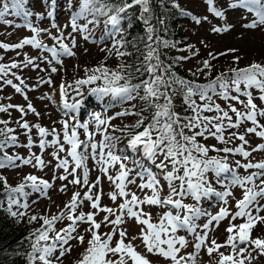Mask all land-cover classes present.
<instances>
[{"label":"snow or ice","instance_id":"6c2138e0","mask_svg":"<svg viewBox=\"0 0 264 264\" xmlns=\"http://www.w3.org/2000/svg\"><path fill=\"white\" fill-rule=\"evenodd\" d=\"M65 2L71 16L69 24H65L63 28L70 26L72 33H88L90 31L88 25H99L100 18L103 17L106 35L112 37L125 31L122 22L126 21L131 27L134 13L130 14V10L138 7L140 12L138 18L145 25L144 47L146 52L142 54L143 60L134 70L140 75L146 73L147 78L133 83L131 65L121 64L116 69H109L102 62L91 69L86 67L83 70L85 73L83 77L74 79L70 85L64 82L58 86L64 116L69 117L70 113L81 112L87 93L93 94L98 101L102 102L106 97L110 98L107 101L108 106H112V101L131 102L139 98L143 102V107L137 110L135 104H130L129 108L117 112L115 117L110 116L106 119L102 118L98 112L91 113L89 118L83 121L75 115H72L70 120L63 119L60 121L63 143L60 133L55 128L49 130L39 123L30 125L27 120L23 119L17 121L19 127L27 133H31L33 128L38 130L41 152L50 146L56 149L51 153V156L58 161L53 165V182L55 180L68 181L69 184L77 185L80 189L85 187L87 189L83 191V194L79 190L74 192L70 201L58 214L28 216L26 211H21V209L29 208L27 198L32 193L37 194V200L41 196L47 197L48 192L54 188V183L34 174H28L23 177L21 183L11 186L7 177L0 174V182L3 184L5 193V198L0 199V211H6L18 223L25 217L29 223L42 221L41 226L34 229L29 236L31 251L27 254L28 264H37V262L39 264H63L62 258L73 250L70 242L75 239L83 245L85 243L84 233L90 235V239L87 240V247L81 253L80 259L75 260L73 264H151L147 256L138 252L133 245L132 240L137 237L134 236L132 240H127V229L122 227L126 223V217L135 218L138 224L143 225L139 236L146 252L159 255L168 260L170 264H197V256L202 249L208 256L217 253L218 259L215 264H245V261L251 264V260L254 259L252 253L257 250L259 255L264 256V233L261 237L252 236L254 230L264 225V216L260 215V212L264 211V204L261 203L264 200V160L255 163L248 160L247 163H242L237 159L232 163L229 162L230 154H240L247 158L253 152L264 151V142L252 146L246 139L249 134H254L264 141V64L252 62L243 68L233 67L227 72L219 73L207 83L181 79L172 71V65L166 64L161 59L162 48H175L176 45L163 39L152 24L154 18L152 0H130V2L129 0H118L117 3L111 0H75L76 11H72L73 0H65ZM159 2L163 5L165 0H159ZM168 2L173 8L180 9L182 14L191 15L196 24H200L202 20H208L207 16L197 17L181 9L176 0H168ZM28 3L29 0H0V23L11 26L14 22L5 19L6 16L23 17L24 26L34 33L31 37H24L14 44L0 42V49H23L25 46H31L47 51L51 53V59L44 56L39 59L45 60L50 66L53 61L62 64L60 59L62 55L74 57L73 48L76 46V39L72 33H69L71 47L65 43L64 31L57 23L58 0H41L43 12H33L26 7ZM206 3L210 13L221 20L225 19V12L216 6V0H206ZM227 7L247 10L255 14L256 19H253L251 23H246L245 27L254 29L264 26V0H228ZM33 16L39 20L48 19L50 27L56 29L57 34L54 35L48 28L34 26L30 19ZM81 18L87 23L83 25L78 23ZM156 19L159 25L165 24L164 18ZM20 26L15 25V27ZM230 27L232 26L224 24L215 26L211 30L215 33H222L228 31ZM42 33H46L53 41H56V44L48 46L43 43L39 39ZM84 38L88 39L89 36L85 35ZM125 45L126 40L123 36L119 40H114L113 48L116 49L117 56L131 55V53L120 51V47ZM193 48V45L188 46L189 50ZM107 51L111 54L112 49ZM230 51H235V49H230ZM195 54L196 52H193V55ZM224 54L226 53H220V55ZM209 56L212 59L216 58L211 53ZM36 59L37 57H29L25 53L24 60L20 63L16 61L10 64L0 63V80L4 85L11 86L16 93L22 94L26 101H28V96L25 89L29 86L25 84L24 79L11 70L29 66L39 68V65L35 63ZM186 59L189 57L177 58V60ZM239 59V57H234L235 62ZM202 63L203 68L197 71L202 72L203 69H208L206 75L210 76L209 60L206 59ZM50 71L56 73L58 69L51 66ZM10 72L19 83H14L13 79L7 78ZM39 82L49 85L53 83L50 76L48 79H40ZM90 85L95 86L85 89V86ZM69 89L74 94L71 102L68 99ZM250 89L258 90V96H254ZM177 94L182 97V104L187 106L186 112L190 110V115L175 110L173 98ZM45 97L53 100V97L47 93ZM194 97H198L200 103ZM214 97L223 99L226 107H222ZM257 99L261 102L260 105L255 102ZM236 104L242 107L238 108ZM9 109L18 110L22 117L26 115V111L40 115L30 101L27 103V110L21 105L0 104V112H8ZM149 109L152 111L151 119L145 124L148 118L143 115V112ZM205 113L213 114L206 115ZM125 116H138L139 119L130 127L125 125L123 128H115L111 125V120ZM247 122H251V126H248ZM8 124L9 121L0 120V125H3L0 127V153H2L0 169L18 168L29 164H32L34 168L46 167L41 155L31 153L28 157H22L19 154L9 155L5 151L10 145L18 144L17 135L14 134L15 130L8 127ZM92 124L95 125L94 130L90 129ZM242 126L244 127L243 132L239 131ZM110 127H113L115 131L130 133L127 146L134 152H141L153 163L158 156L163 157L160 163L155 164V167L160 170L162 179L167 184L168 194L166 196H161L164 185L161 184L157 174L150 169L137 171L135 177L129 178L133 170L124 163L128 157H121L114 151L120 137L111 135L108 132ZM141 128L142 130L137 131ZM78 129L83 130L84 140L79 138ZM97 133L103 135V139L99 142L95 140ZM49 135L52 136L51 140L46 139ZM208 138H213L224 145H228L233 140H239L241 143L234 147L220 148L215 144L206 145L202 142ZM33 144L32 136L28 135L27 143L23 147L31 149ZM65 145L69 147L66 148ZM61 152L66 155L61 157L59 155ZM210 152H216L218 155L210 156ZM220 153L224 155H219ZM68 157L74 162L71 169ZM89 158L96 161L99 171L115 185V190L108 193L110 199L115 202L118 197L123 198L116 209L101 205L102 191L96 190L100 187L101 178L97 176L94 181H90L91 170L87 165ZM16 161L20 163L17 164ZM48 163L51 164L52 161ZM116 164H119V169L115 175H112L109 173V166ZM239 168L255 169V171L240 175L237 171ZM59 169L63 171L57 175L56 170ZM209 173L213 175L210 176ZM137 177L141 181L137 187L142 192L144 189L151 190L150 195L145 193L141 198L135 192L127 190L128 185L136 183ZM177 181L178 184L175 183ZM214 184L222 185L223 190L218 191ZM67 187L68 184H63L59 191L66 192ZM235 187L242 189V197L235 201L236 211L230 212L228 198L234 197L231 189ZM26 189L31 191H26ZM185 196H191L197 203L202 198L214 196L222 201V206L213 215L196 205L184 203ZM21 197L24 198L23 202ZM86 201L90 202L92 211L87 213L78 211V207ZM36 202L33 201V203ZM142 205L170 206V208L163 212L157 222L153 223L151 213L145 212ZM98 212L106 213L103 220L99 222L95 219ZM202 216L207 217V221L203 225L196 224L195 221ZM228 217L231 218L225 230L227 233L225 241L218 243L216 239H212L209 242V232L214 230V224L218 227L220 222ZM238 218L243 222L234 223ZM64 219L70 223L55 230V222ZM78 222L85 223L88 227L84 229V233L74 235L79 227ZM102 224L110 225L111 231L100 233L99 229ZM198 228L202 229V234L197 231ZM180 229L194 235L193 252L182 254L181 250L187 248L188 241L184 236L178 235ZM50 233L54 234L50 235ZM117 234L119 239L113 245V238ZM226 246L231 249L228 254L220 251Z\"/></svg>","mask_w":264,"mask_h":264},{"label":"rangeland","instance_id":"374dc122","mask_svg":"<svg viewBox=\"0 0 264 264\" xmlns=\"http://www.w3.org/2000/svg\"><path fill=\"white\" fill-rule=\"evenodd\" d=\"M72 8V11H76L77 7L75 5ZM180 4V8L186 10L187 12L191 13L194 16L197 17H208L207 21L202 20L200 24H196L192 18L191 15H185V34L187 36V43L183 45L180 48L172 49L170 54H174L176 56H187L189 59L181 60L180 66L184 69H189L192 64L195 62H203L204 60H209L211 64V73L219 74L222 72H227L228 69L236 67V68H243L245 66H248L252 62H257L260 64H264V26H258L256 28H247L245 27L246 23H251L253 19H256L254 13H249L247 10L242 9H230L227 7L228 0H216V6L221 8L225 12V19L221 20L220 18H217L214 16V14L210 13L208 11V5L206 3V0H176ZM58 9H57V23L61 26V28L64 31L65 36V43H68L71 47V37L68 35L69 33H72L71 27L63 28L65 24H69L71 12L67 10V5L65 0H58ZM30 10L33 12H43L44 8L41 4V0H29V3L26 5ZM5 19H10L14 22L13 25H6L3 23H0V41L3 43L8 44H14L19 42L24 37H31L34 35V33L24 26V19L23 17H16V16H6ZM33 21L34 26H38L40 28H48L50 31L55 35L57 34V30L50 27V21L48 19L39 20L35 16L30 18ZM78 23L85 24L87 21L83 18H81ZM16 24L21 25L20 27H15ZM125 22H122V25L124 26ZM224 24L231 25L230 29L226 32L222 33H215L211 29L215 26H223ZM89 32L88 33H82V32H76L72 33V36L76 39V46L73 48V51L75 52L74 57H68V56H61L60 59L62 61L61 63H57L56 61H53V64L51 66L57 67L58 71L56 73H52L50 71L51 66L43 59H39V57L44 56L51 59V53L47 51H43L41 49H36L31 46H25L23 49H11V50H5L0 49V62L10 64L12 61H16L17 63H20L24 60V54L26 53L29 57H37L35 60V63L39 65V68H33L31 66L26 68H16L12 69L11 72L16 73V75L20 76L22 79H24L25 84H27L29 87L25 89L28 101L24 99V96L22 94L16 93L15 90L9 86L4 85L3 81L0 80V104H13V105H21L25 107L27 110V103L30 101L32 105L35 107L37 112L40 113L39 116L35 115L34 113L30 111H26V115H23L16 110V109H9L8 112H0V120H7L9 121L8 127L13 128L14 134L17 135L18 138V144L17 145H10L5 149L9 155L13 154H19L22 157H28L31 153H35L37 155H41L43 160L45 161L46 167L43 169L40 168H34L32 164L29 165H22L18 168L8 167L4 169H0V174L7 177L8 183L11 186H16L19 183L22 182L23 177L28 174H34L37 177H42L43 179L52 181V177L54 174L53 165L57 163L52 156L51 153L56 150L53 147L46 148L43 152H41V149L39 147V140L40 136L38 134V130L33 128L31 133H27L25 130L21 129L19 127V124L17 121H20L21 119L27 120L30 125H34L39 123L41 126L48 128L51 130L52 128H55L58 133H60L61 142L63 143L62 139V125L60 124V121L63 119H69L72 115L77 116L81 121L86 120L89 118V115L93 112H98L101 114L102 118L107 117H115V114L117 112L123 111L124 109H127L130 107V104H135L136 109L139 110L140 104L142 103L139 98H137L134 101L131 102H119V101H112V106H108L107 101L110 99L108 97L105 98V101H98L97 98L91 94L87 93L84 99V103L82 104L81 112L79 113H70L69 117L64 116V112L61 110V104H60V96L58 94V86L61 83L66 82L67 84H72L73 80L76 78L83 77L85 75L84 68H89L94 66L100 65L102 62L104 64H107L110 69H116L119 65L122 63V56L116 55V49L113 48L114 40H119L121 38L122 33L118 34L114 37L106 35V29L104 26V23H100L99 25H88ZM110 30V26H109ZM88 35L89 38L85 39L84 36ZM39 39L42 40L43 43L47 44L48 46H53L56 44V41H53L51 37H49L46 33H42L39 36ZM193 45L194 48L189 50L188 46ZM108 49H112L111 54ZM230 49H235V51H230ZM198 50V51H196ZM193 52H196L195 55H193ZM19 53V55H18ZM209 53H211L213 56H216L215 59H212L209 56ZM220 53H226L224 55H220ZM234 57H239V61L235 62ZM96 64V65H95ZM11 72L9 73L8 77L9 79H13L14 83H19V81L15 80L14 77L11 75ZM202 72H195V81H202ZM231 75V73H229ZM49 76L51 77L53 83L51 85L49 84H41L39 81L40 79H48ZM99 83V82H98ZM35 86V87H33ZM95 85L85 86V89L88 87H93ZM253 91L254 96H258L259 92L255 89H250ZM49 94L53 97V100H49L45 97V94ZM55 93H57L55 95ZM235 94V93H233ZM73 93L71 89H69V102H71V99L73 97ZM44 97V98H42ZM215 98V97H214ZM244 97H242L243 99ZM194 99H197V102L200 103L198 97H194ZM218 103L221 104L222 107H226V102L223 99L215 98ZM56 101V102H53ZM255 102L260 105L261 102L257 99ZM235 103V102H233ZM175 104V110L177 112H182L180 109V100L174 102ZM236 107L241 108L242 106L239 104H236ZM206 115H212L213 113H205ZM231 114V113H230ZM132 116H125V117H116L115 119L111 120L110 123L115 128H120V125L124 124L125 122H130ZM233 119L235 117L233 116ZM248 126H251V122H247ZM0 127H3V125H0ZM90 129L94 130L95 125H90ZM239 131L243 132L244 127L242 126ZM108 132L111 135L120 137V140L116 142L115 152L117 155H120L121 157H128L129 153V147L127 146V140L130 138L129 135H126L125 132L115 131L113 127L108 128ZM79 138L81 140L85 139V135L83 133L82 129H78ZM28 135H31L34 141V144L31 149H28L26 147H23L24 144L27 143ZM227 135V133H226ZM46 139L51 140L52 136L49 135L46 137ZM103 139V135L100 133H97L95 136V140L97 142L101 141ZM200 139V138H198ZM246 139L250 141V144L252 146L259 144L261 142H264L261 140V138L256 137L254 134H249L246 136ZM202 142L206 145H213L215 144L217 147H234L240 145L239 140H233L228 145H224L219 143L213 138H208L206 140H202ZM66 148L69 147L68 145H65ZM246 149L248 146H245ZM2 155V154H0ZM61 157H64L66 153L61 152L59 154ZM210 156H216L218 155L216 152H210ZM219 155H224L223 153H220ZM135 160L133 159H126L124 160V163L127 165L128 168L132 169L133 171L130 173L129 178L136 176V168L137 167V161L140 160V162L144 161L146 163L153 162L151 159L144 157L141 152H136L135 154ZM70 161L69 168L73 166V163L71 161V158L68 157ZM162 156H158L155 161H157L156 164L160 163V160H162ZM241 160L242 163H247L248 160H251L253 163L258 162L260 160H264V151H257L253 152L250 157H242L240 154H230L229 155V162L232 163L235 160ZM52 161L51 164L48 162ZM17 164H19V161H16ZM34 163V161H33ZM136 163V164H135ZM87 165L90 168V181H94L97 176H100L101 178V184L97 191H102L101 196V205L109 206L113 209L117 208V205L123 201V198L118 197V199L113 202L110 197L108 196V193L110 191L115 190V185L112 184L107 177L99 171V166L96 164V161L92 160L91 158L88 159ZM233 163V167H234ZM119 169V164H116L114 166H109V173L112 175H115ZM155 165L153 167L152 172L158 173L160 172L159 169L155 170ZM63 170L59 169L56 170V174H60ZM238 173L240 175H246L248 172L255 171V169H249L245 170L244 168H239ZM161 174V172H160ZM210 176H212V173H209ZM224 175V174H222ZM158 177V176H157ZM160 179L161 184L164 185V189L161 192V196H166L168 194V188L166 182L162 179V175L158 177ZM71 179V177H69ZM139 177L136 178L135 184L128 185V189L130 192H135L137 196L143 197L145 193L151 194V190L144 189L143 192L137 187V185L140 184ZM54 188L51 189L48 192L47 197L41 196L37 200V194L32 193L28 198L29 208L28 209H21V211H26L28 216H31L33 214L40 216V215H47L51 216L54 214H58L61 209L64 208V205L70 201L71 196L76 191H81V194H83V191H86V187L84 189H80L77 185L69 184L68 181H60L55 180L54 182ZM178 184L179 182H175ZM68 184L67 191L61 192L59 191L61 185ZM214 187L218 191L223 190L222 185H216L214 184ZM26 191H31L30 189H26ZM231 191L234 193V197L228 198V208L230 212H235V201L236 199H239L242 197V189L239 187L232 188ZM130 198V197H129ZM23 197H21V200L23 202ZM33 201H37L36 203H33ZM183 202L187 204L196 205L197 207H200L201 209L205 210L208 213H211L215 215L219 208L222 206V201H220L216 197H208V198H202L198 203L195 201L191 196H185L183 198ZM262 204H264V200L261 201ZM144 211L147 213H151L152 222L155 223L159 220L160 216L163 214L164 211L169 210L168 207H159V206H149V205H142ZM78 211H84L87 213L88 211H92L90 208V202H84L83 205H80L78 207ZM173 211H175L173 209ZM104 215L106 213L98 212L95 219L99 222L103 220ZM261 216H264V211L260 212ZM231 217H228L220 222L218 227H215L214 224V230L209 232L208 241L210 242L212 239H216L218 243H223L226 239V228L229 225V220ZM126 223L122 226L127 229V240H132V237H137V239L132 240L133 245L136 247V250L140 252L141 254H144L147 256V258L151 261V264H170L168 260H165L161 258L159 255H151L146 252V249L142 243V240L139 236L140 229L143 227V225H140L136 222L135 218H125ZM207 221V217L202 216L198 220L195 221L198 225H203ZM21 222L29 224L30 231H32L36 228H39L42 224V221L37 220L36 222L29 223L27 217H25ZM243 222L242 219H237L234 223L239 224ZM70 221L67 219L64 220H58L54 224L55 230H59L63 227H65ZM79 227L77 229L76 234L84 233V229L88 227L87 224L78 222ZM111 231V226H105L102 224L101 228L99 229L100 233H107ZM198 232H201L202 229H197ZM262 233H264V225L257 228L253 231L252 236L255 237H261ZM54 233H50V235H53ZM85 235V243L83 245L79 244L77 240H72L70 243L73 246V250L70 254L63 257V264H73L75 260L80 259L81 253L84 252V249L87 247V240L90 239V235L87 233H84ZM178 235L184 236L185 239L188 241V246L185 249H182V254L185 252H193V242H194V235L192 233L187 232L184 229L178 230ZM119 239L118 234L114 236L113 238V245L115 244V241ZM126 240V242H127ZM51 243V241H49ZM230 247L226 246L220 249V251H223L225 254H228L230 252ZM249 251H251V247H249ZM58 255V252H57ZM252 256L254 259L251 260V264H264V256L259 255L258 250L257 252H253ZM218 259L217 253H213L211 256H208L206 254L205 250H201L200 253L197 256V264H215L216 260ZM39 264V262H37ZM245 264H248V261H245Z\"/></svg>","mask_w":264,"mask_h":264},{"label":"trees","instance_id":"16d2710c","mask_svg":"<svg viewBox=\"0 0 264 264\" xmlns=\"http://www.w3.org/2000/svg\"><path fill=\"white\" fill-rule=\"evenodd\" d=\"M113 3H117L118 0H111ZM130 2V0H129ZM152 11L153 20L152 24L156 27L157 33L165 40L175 43L176 49L182 47L187 43V36L185 34V20L186 17L181 13L180 9L173 8L168 0H165L163 5L160 4L159 0H152ZM133 19L131 27L125 21L124 29L122 33L123 38L126 40V45L120 47V51L131 53V55L122 56V63L124 65L132 66L133 83L139 82L140 79L147 78V74H137L135 72V67L139 66L140 62L143 60V53L146 52L144 47V42L146 41L145 35V25L138 18L140 15L139 9L134 8L130 10V14H133ZM156 18H164L165 24L163 26L157 23ZM103 17L100 18V23H103ZM1 42V41H0ZM175 48H162L161 59L166 64L172 65V71L181 78L189 81H195V75L193 73L197 72V69L203 68V63L195 62L189 69H184L180 66V61L177 60L179 56L170 54L172 49ZM3 63V62H0ZM96 65V64H95ZM108 68L109 66L105 64ZM96 67L94 65H91ZM90 67V68H93ZM110 69V68H109ZM208 69H203L202 81H196L197 83H207L208 80L213 79L218 74L211 73L210 76L206 75ZM179 88V86H176ZM174 102L178 99L182 101V97L177 94L174 96ZM143 107V102L140 104L139 109ZM185 107V114H191L190 110L186 112L187 106ZM152 111L151 109L145 110L143 115L148 119L145 120V124L151 119ZM139 119L138 116H132L130 122H125L120 125L123 128L125 125L131 126L136 120ZM142 130L137 129V131ZM130 135V133H126ZM2 154V153H0ZM5 198V193L3 192V184L0 182V199ZM29 224L23 222H17L16 219L11 218L6 211H0V264H28L27 254L31 251V240Z\"/></svg>","mask_w":264,"mask_h":264},{"label":"bare ground","instance_id":"6f19581e","mask_svg":"<svg viewBox=\"0 0 264 264\" xmlns=\"http://www.w3.org/2000/svg\"><path fill=\"white\" fill-rule=\"evenodd\" d=\"M57 93H55V95H56ZM57 95H59V91H58V94ZM58 100H60V99H58ZM60 102V101H59Z\"/></svg>","mask_w":264,"mask_h":264}]
</instances>
